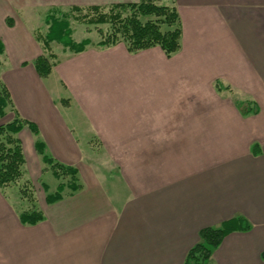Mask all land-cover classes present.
I'll return each instance as SVG.
<instances>
[{
	"label": "crops",
	"instance_id": "crops-1",
	"mask_svg": "<svg viewBox=\"0 0 264 264\" xmlns=\"http://www.w3.org/2000/svg\"><path fill=\"white\" fill-rule=\"evenodd\" d=\"M138 1L0 0L14 108L81 184L36 224L0 189V264H184L201 229L237 216L251 229L204 264H264V0H167L182 25L171 56L92 40L67 47L47 77L36 69L41 11ZM18 136L42 160L32 131Z\"/></svg>",
	"mask_w": 264,
	"mask_h": 264
},
{
	"label": "trees",
	"instance_id": "trees-1",
	"mask_svg": "<svg viewBox=\"0 0 264 264\" xmlns=\"http://www.w3.org/2000/svg\"><path fill=\"white\" fill-rule=\"evenodd\" d=\"M76 11H85V13L75 19H81L90 24L108 25L105 32L98 29L100 40L97 41V45L100 47L125 43L129 51L137 52L160 46L168 56H171L181 46L182 25L177 6L174 3H164L163 0H139L111 5L71 6L68 12H58L57 8L51 9L46 18V23L49 25L48 32L45 35L37 34L46 52L51 50L52 41H59L74 52L83 51L91 43L88 39L76 42L72 38L70 16H73L72 13ZM59 13L61 16L57 15ZM4 51L5 44L0 39V65ZM53 60H57L53 52L36 58L35 66L40 76L47 77L52 72L56 64ZM8 110L14 112V117L8 122L0 123V189L16 184L26 174V156L18 134L24 127H28L36 136L35 147L43 161L57 179L64 180L58 184L55 192L46 195V202L54 203L61 199L66 188H69L71 193L79 190L81 184L78 168L65 164L46 152L45 142L40 138L38 125L22 118L14 108L11 92L0 73V118L7 116ZM259 152V148L255 150V153ZM27 189L29 188L21 189L22 196L26 197ZM44 189L47 191L48 186L44 185ZM19 217L24 224H36L44 220L45 215L42 210L34 208L20 211ZM250 229L251 224L242 216L201 229L200 239L188 251L184 264H204L211 258L226 235L234 231ZM262 258L264 259V252Z\"/></svg>",
	"mask_w": 264,
	"mask_h": 264
},
{
	"label": "rangeland",
	"instance_id": "rangeland-1",
	"mask_svg": "<svg viewBox=\"0 0 264 264\" xmlns=\"http://www.w3.org/2000/svg\"><path fill=\"white\" fill-rule=\"evenodd\" d=\"M163 1L164 3L170 4V1H167V0H163ZM57 9H58V12L59 11H63V12L69 11V9H66V8H57ZM48 13H49V10L41 11V13L38 14L36 19L34 20V26H35L34 29L36 31V34L45 35L48 32L49 25L46 26V18H47ZM83 13H85V11L83 12L76 11L72 13L73 16H70V23L73 29L72 38L76 42H82L85 39H88L90 41L100 40V34L98 32V29H101L102 31L105 32L108 29V25L90 24L81 19H75L76 17L82 15ZM57 15L61 16V13ZM66 48L67 47H65L63 43L59 41H52L51 50L49 52L55 53L58 59V56L62 55L63 51ZM49 52L48 51L46 52L47 55ZM53 61H57V60H53ZM52 83H53V80H49L48 84H52ZM59 92H61L59 89L55 90L54 96L56 98L59 95ZM61 106L63 105L61 104ZM62 112L65 114L66 117L73 118L76 121L77 120L80 121L81 119L79 113L75 109L69 111L70 115H68L66 110L63 108H62ZM13 117H14V112L12 110H9L7 116L0 118V123L8 122ZM25 139L26 137H23V140ZM92 158L95 161L94 155H92ZM96 158H100V157L96 156ZM26 159H27L28 164L25 167L26 174L24 175V178L21 179L16 184L8 186L4 190L6 196L14 202V205L18 212L23 211V210H28V209H34V208L41 210L46 205V200H45L46 195L48 193L55 192L58 184L61 181H64L63 179H57L54 176V174L52 173V170L43 161V159L41 160L35 157L34 158L30 157L29 159L28 157H26ZM66 180L67 179H65V181ZM44 185L48 186L47 191L44 189ZM24 187L29 188L27 189L26 197L22 196V193H21V189H23ZM65 190H66L65 193H71L69 188H66Z\"/></svg>",
	"mask_w": 264,
	"mask_h": 264
}]
</instances>
